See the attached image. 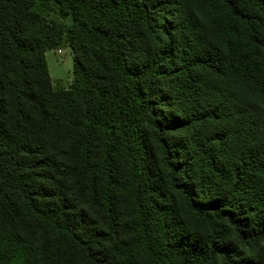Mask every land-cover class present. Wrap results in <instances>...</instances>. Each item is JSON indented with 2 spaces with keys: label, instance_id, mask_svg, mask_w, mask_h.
Segmentation results:
<instances>
[{
  "label": "trees",
  "instance_id": "obj_1",
  "mask_svg": "<svg viewBox=\"0 0 264 264\" xmlns=\"http://www.w3.org/2000/svg\"><path fill=\"white\" fill-rule=\"evenodd\" d=\"M0 264H264V0H0Z\"/></svg>",
  "mask_w": 264,
  "mask_h": 264
},
{
  "label": "rangeland",
  "instance_id": "obj_2",
  "mask_svg": "<svg viewBox=\"0 0 264 264\" xmlns=\"http://www.w3.org/2000/svg\"><path fill=\"white\" fill-rule=\"evenodd\" d=\"M57 16L56 12L47 13V17L51 19H55ZM65 20L66 22L70 21L69 17H66ZM44 55L52 87L54 89L68 88L73 79L72 52L69 46L63 42L58 47L45 49ZM181 215L182 220L189 225V217Z\"/></svg>",
  "mask_w": 264,
  "mask_h": 264
}]
</instances>
